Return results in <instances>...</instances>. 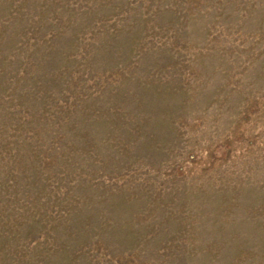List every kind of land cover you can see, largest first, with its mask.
<instances>
[{
	"label": "rangeland",
	"instance_id": "1",
	"mask_svg": "<svg viewBox=\"0 0 264 264\" xmlns=\"http://www.w3.org/2000/svg\"><path fill=\"white\" fill-rule=\"evenodd\" d=\"M0 264H264V0H0Z\"/></svg>",
	"mask_w": 264,
	"mask_h": 264
}]
</instances>
